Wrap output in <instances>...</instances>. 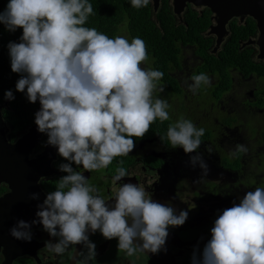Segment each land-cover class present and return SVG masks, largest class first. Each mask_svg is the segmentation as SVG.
<instances>
[{
  "label": "clouds",
  "instance_id": "clouds-1",
  "mask_svg": "<svg viewBox=\"0 0 264 264\" xmlns=\"http://www.w3.org/2000/svg\"><path fill=\"white\" fill-rule=\"evenodd\" d=\"M129 3L141 9L153 0ZM93 11L90 0H8L0 11V23L8 31L22 28L20 42L7 45L11 69L21 74L15 88L29 102L39 101L37 130L46 133L47 144L68 161L59 165L67 175L38 204V219L19 220L10 235L30 242L32 225L42 224L51 237L58 238L45 242L48 253L62 255L73 245H83L87 251L73 257L77 264L95 261L96 245L89 232L97 230L106 239L116 238L126 257L166 251L169 227L182 226L189 214L153 200L145 187L131 182L120 183L111 197L114 202L109 203L73 167L89 172L105 169L114 158L133 151V137H143L157 119H170L168 102L154 97L164 73L141 67L148 60L143 39L110 38L87 27ZM191 79L193 92L211 83L206 73ZM5 98L15 99L13 91L6 90ZM204 133L192 120L180 118L169 125L166 137L173 148L195 151L192 165L199 163L207 173L208 165L197 151ZM240 149L244 150L242 145ZM126 176V169L118 168L113 181ZM210 232L201 258L194 253L192 264H264V187L247 191L239 203L223 209Z\"/></svg>",
  "mask_w": 264,
  "mask_h": 264
},
{
  "label": "flooded vegetation",
  "instance_id": "flooded-vegetation-1",
  "mask_svg": "<svg viewBox=\"0 0 264 264\" xmlns=\"http://www.w3.org/2000/svg\"><path fill=\"white\" fill-rule=\"evenodd\" d=\"M167 4L175 28L201 30L202 38L210 40V45L205 48L198 43L179 41V65L170 71L175 86L170 88L165 80L157 82L164 91H159L158 86L154 97L168 102L170 119L163 122L157 119L143 137H133V151L114 158L105 169L89 172L82 166L73 164V167L88 178L101 196L110 199L109 203L114 202L111 197L120 183L131 182L145 187L153 200L171 205L177 213L181 209L188 210V218L182 226L169 227L166 251L137 252L132 257L119 251L116 238L106 239L98 230L94 234L89 232V239L96 245L95 261L90 264H192L194 253L197 259L201 258L219 213L232 207L234 202L239 203L247 191L264 187V49H261L264 48V37L261 38L255 19L250 15L233 17L224 31L211 34L213 13L210 8L189 4L178 15L172 1L167 0ZM157 15H153L154 18ZM208 21L207 28L203 29L207 25L204 22ZM234 39L239 42V51L249 54L251 64L245 61L244 68L231 65L224 71L212 61V56H219ZM141 67L150 68L146 62H142ZM200 73H206L211 83L201 84L193 92L189 88L191 77ZM40 107L38 101L35 106L14 108L11 100L0 97V119L10 143L30 131ZM180 118L190 119L205 130L197 151L208 165L207 173L199 163L192 165L190 157L196 155L195 151L185 153L181 147L173 148L168 144L167 129ZM241 145L244 150L240 149ZM28 159V170L37 175L36 184L43 203L47 193L55 190L59 179L67 175L59 170V165L68 161L58 154L55 146L47 144L46 133L30 145ZM121 167L129 176L116 183L113 177ZM14 168V164L0 156V197L11 191L5 172ZM40 172L42 174L38 176ZM29 181L35 188L32 177ZM31 232L30 242L19 240L7 249L10 252L19 247L21 253L15 258H8L5 248H1L0 264H77L73 257L82 250L87 251L82 244H77L62 255L50 254L44 250L45 242H56L58 238L51 237L39 223L32 225Z\"/></svg>",
  "mask_w": 264,
  "mask_h": 264
},
{
  "label": "trees",
  "instance_id": "trees-1",
  "mask_svg": "<svg viewBox=\"0 0 264 264\" xmlns=\"http://www.w3.org/2000/svg\"><path fill=\"white\" fill-rule=\"evenodd\" d=\"M8 0H0V11H3ZM93 5V14L89 16L86 26L96 28L105 33L110 38L119 36L125 32L129 40L132 37H140L146 44L148 60L145 61L150 68L159 69L164 73L160 81H167L168 86H175L174 78L170 74L173 67L178 66V54L181 49L179 41L186 44L188 42L198 43L200 47L205 48L210 45V40H204L201 30H185L184 27H174V18L171 16L167 0H164L161 11L154 18L153 8L149 4L145 8L136 9L131 6L129 0H90ZM204 25L205 29L208 26ZM239 36L241 33L237 31ZM22 28L15 32L8 31L0 23V97H5L6 90H12L15 99L11 100L14 108L17 106H35L38 101L31 103L28 101L25 93L15 88L19 73L11 69L9 49L7 47L10 41L20 42ZM213 62L220 65L225 71L227 66L234 65L239 69L244 68V63L248 62L249 54L246 51H239V42L234 39L230 42L219 56H212ZM228 88V86L226 87ZM225 88V89H226ZM27 107H24L26 110ZM29 108V107H28Z\"/></svg>",
  "mask_w": 264,
  "mask_h": 264
},
{
  "label": "water",
  "instance_id": "water-1",
  "mask_svg": "<svg viewBox=\"0 0 264 264\" xmlns=\"http://www.w3.org/2000/svg\"><path fill=\"white\" fill-rule=\"evenodd\" d=\"M163 0H153L154 15L156 16L162 8ZM174 12L181 15L185 7L189 4L205 6L211 9L213 13L211 31L209 33H219L224 31L225 26L233 17L244 15L252 16L260 30L261 38L264 37V0H170ZM263 50L264 48L261 47ZM34 124L30 131L15 143H10L4 133V122L0 119V156L10 164H14V169H8L7 181L10 184L11 191L0 197V249L4 247V252L10 259L15 258L21 253L19 247L14 251L11 249L14 243L19 241L10 235V229L17 224L19 220H25L29 223L36 217L38 204L42 203V194L36 184V173L28 170L29 159L28 149L31 144L37 142L41 136ZM49 148H47L48 150ZM37 171V170H36ZM42 172L38 173V176ZM32 177L35 188L29 181ZM39 194V197L33 198L32 194Z\"/></svg>",
  "mask_w": 264,
  "mask_h": 264
},
{
  "label": "rangeland",
  "instance_id": "rangeland-1",
  "mask_svg": "<svg viewBox=\"0 0 264 264\" xmlns=\"http://www.w3.org/2000/svg\"><path fill=\"white\" fill-rule=\"evenodd\" d=\"M119 36H127V34H126L125 32H121ZM186 70H187V69H186ZM198 70H199V68L196 67L195 71L198 72ZM158 86H160V83H158ZM215 98H216V96H215ZM215 98H214V99H215Z\"/></svg>",
  "mask_w": 264,
  "mask_h": 264
}]
</instances>
